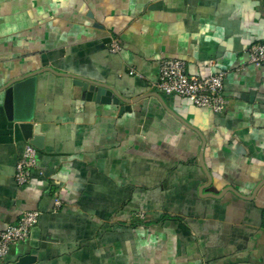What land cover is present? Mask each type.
I'll return each instance as SVG.
<instances>
[{"label":"crops","instance_id":"0c3cea01","mask_svg":"<svg viewBox=\"0 0 264 264\" xmlns=\"http://www.w3.org/2000/svg\"><path fill=\"white\" fill-rule=\"evenodd\" d=\"M256 43L264 0H0V235L25 212L42 213L0 264H264ZM164 58L196 77L227 72V110L158 93ZM29 75L33 120L10 121L6 90ZM76 79L121 102L88 100ZM36 125L44 149L19 187Z\"/></svg>","mask_w":264,"mask_h":264},{"label":"built area","instance_id":"2783aa9c","mask_svg":"<svg viewBox=\"0 0 264 264\" xmlns=\"http://www.w3.org/2000/svg\"><path fill=\"white\" fill-rule=\"evenodd\" d=\"M113 54L121 52L118 40L113 37L108 44ZM249 63L257 67L264 66V43H256L249 49ZM130 75L144 78L140 73L131 69ZM227 72H219L209 77L201 78L190 75L185 61L164 58L160 63V76L154 86L167 96H178L187 99L196 107L210 108L216 114L224 113L229 101L225 96V80ZM38 149L30 143L25 146L24 154L16 165L15 182L19 187L28 185L38 166ZM62 208L61 200L56 197L54 209ZM42 213L27 211L20 220L9 225L0 235V259H6L12 247L22 244L30 238L32 230L39 224Z\"/></svg>","mask_w":264,"mask_h":264},{"label":"water","instance_id":"95a60500","mask_svg":"<svg viewBox=\"0 0 264 264\" xmlns=\"http://www.w3.org/2000/svg\"><path fill=\"white\" fill-rule=\"evenodd\" d=\"M36 83V77L29 75L17 80L15 84L6 90L5 111L10 121L30 122L33 120ZM74 83L76 86L81 87L84 92H87V99L90 101L94 100L102 104L114 103L117 105L121 102L119 97L115 96L109 88L103 85H97L82 79H76ZM129 110V106H123L121 108V114ZM29 143L38 150L44 149L45 136L41 133V127L39 125L35 126L33 137Z\"/></svg>","mask_w":264,"mask_h":264},{"label":"rangeland","instance_id":"374dc122","mask_svg":"<svg viewBox=\"0 0 264 264\" xmlns=\"http://www.w3.org/2000/svg\"><path fill=\"white\" fill-rule=\"evenodd\" d=\"M158 93H161L160 91ZM162 94V93H161ZM164 95V94H163ZM165 97V96H164ZM188 101V100H187ZM191 103V102H190Z\"/></svg>","mask_w":264,"mask_h":264}]
</instances>
